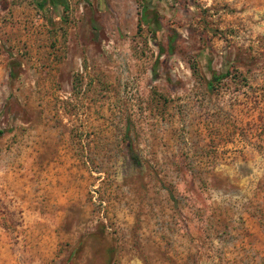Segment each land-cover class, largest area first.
Returning a JSON list of instances; mask_svg holds the SVG:
<instances>
[{
	"label": "rangeland",
	"instance_id": "rangeland-1",
	"mask_svg": "<svg viewBox=\"0 0 264 264\" xmlns=\"http://www.w3.org/2000/svg\"><path fill=\"white\" fill-rule=\"evenodd\" d=\"M0 264H264V0H0Z\"/></svg>",
	"mask_w": 264,
	"mask_h": 264
},
{
	"label": "trees",
	"instance_id": "trees-1",
	"mask_svg": "<svg viewBox=\"0 0 264 264\" xmlns=\"http://www.w3.org/2000/svg\"><path fill=\"white\" fill-rule=\"evenodd\" d=\"M142 21L144 23H147L148 25L151 24L150 20L148 19V16L147 14H144V16L142 17ZM173 40V39H172ZM170 43H174V42H170ZM215 79H221L222 76H214ZM133 160L135 161L136 164H139V159H138V156L137 155H133Z\"/></svg>",
	"mask_w": 264,
	"mask_h": 264
}]
</instances>
